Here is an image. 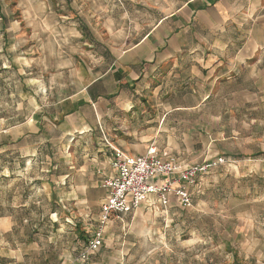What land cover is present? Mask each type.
Here are the masks:
<instances>
[{"label": "rangeland", "instance_id": "rangeland-1", "mask_svg": "<svg viewBox=\"0 0 264 264\" xmlns=\"http://www.w3.org/2000/svg\"><path fill=\"white\" fill-rule=\"evenodd\" d=\"M94 3L0 0V137L11 139L0 145V264H264V80L251 94L223 103L232 109L224 114L221 144L205 151L195 145L190 153L198 158L194 164L224 158L196 181L193 207L112 214L101 245L87 261L78 260L100 227V206L54 202L61 193H51L57 177L48 172L53 159L46 136L12 140L22 132L15 127L46 105L48 87L70 79L69 59L80 54V45L87 48L79 41L94 34ZM221 106L211 102L203 117ZM46 132L52 149L62 148L57 133Z\"/></svg>", "mask_w": 264, "mask_h": 264}, {"label": "crops", "instance_id": "crops-1", "mask_svg": "<svg viewBox=\"0 0 264 264\" xmlns=\"http://www.w3.org/2000/svg\"><path fill=\"white\" fill-rule=\"evenodd\" d=\"M94 18L93 36L79 41L87 48L78 45L80 54L69 59L68 76L77 83H52L46 105L15 127L22 132L12 140L46 136L48 172L57 177L51 193L59 190L54 202L63 207L101 205L114 149L140 156L154 145L163 157L194 164L196 146L205 151L224 140L231 106L223 103L264 80V0H95ZM211 102L222 106L207 117L209 125L203 112ZM46 130L57 133L62 148L52 149ZM140 207L182 208L173 195L167 205L151 197L129 213Z\"/></svg>", "mask_w": 264, "mask_h": 264}, {"label": "built area", "instance_id": "built-area-1", "mask_svg": "<svg viewBox=\"0 0 264 264\" xmlns=\"http://www.w3.org/2000/svg\"><path fill=\"white\" fill-rule=\"evenodd\" d=\"M223 162L224 158L219 157L212 164L185 165L172 155H159L154 145H150L146 153L140 156L127 155L114 149L111 163L114 174L102 181L107 195L100 205V227L94 231L78 260L87 261L90 253L101 245L102 227L112 214H127L151 197H155L158 203L167 205L170 195L176 198L180 206L191 207V189L197 178L207 174L210 167Z\"/></svg>", "mask_w": 264, "mask_h": 264}, {"label": "trees", "instance_id": "trees-1", "mask_svg": "<svg viewBox=\"0 0 264 264\" xmlns=\"http://www.w3.org/2000/svg\"><path fill=\"white\" fill-rule=\"evenodd\" d=\"M82 237L86 240V238L84 237V235H82Z\"/></svg>", "mask_w": 264, "mask_h": 264}]
</instances>
